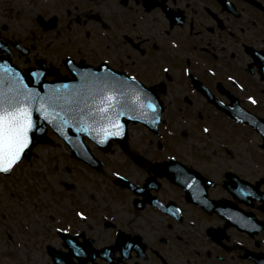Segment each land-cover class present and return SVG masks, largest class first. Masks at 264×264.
<instances>
[{"label":"flooded vegetation","instance_id":"af4514ba","mask_svg":"<svg viewBox=\"0 0 264 264\" xmlns=\"http://www.w3.org/2000/svg\"><path fill=\"white\" fill-rule=\"evenodd\" d=\"M112 6L85 8L67 17L77 26H98L94 33H84L85 40L74 37L67 27L64 39L58 40L59 14L39 17L40 30L46 33L51 31L46 28L53 27V61L41 54L40 37L24 41L8 34L7 25L0 27V41L8 47L0 55L10 56L23 72L40 69L48 82L84 80L87 74L86 86H98L100 96L108 93L101 91L96 78L112 73L130 93L120 101V115L110 117L113 123L127 124L126 133L120 129L121 135L105 139L103 125L99 138L103 143L95 145L88 135L82 139L101 161L100 170L71 157L90 176L66 187L74 191L87 182L93 193L105 192L107 201L96 200L94 194L90 198L81 189L82 203H71L66 224L53 233L58 238L53 247L67 254L72 248L82 251L80 258L70 256L71 264H259L264 232L251 237L230 218L243 210L264 220L260 204L253 201L250 207V197L244 198L250 183L264 191L259 184L262 177L250 180L237 169L214 173L211 159L193 149H186V157L170 153L162 143V129L172 109L177 120L193 116L194 122L211 123L219 117L237 135L246 129L261 138L250 125L253 118L264 123V76L254 69L257 57L264 58V0H117ZM48 43L46 49H51ZM137 85L152 98L156 111L160 108L157 116H151L160 118L157 132L132 119L139 108L127 98H135ZM102 115L101 121L109 123ZM134 127L143 132L132 134ZM167 133L174 130L169 128ZM202 145L197 146L208 148ZM222 149L231 152L233 148ZM66 151L71 154L70 149ZM184 167L194 177L182 174ZM79 172H73L74 179L83 177ZM186 181L196 187L190 194Z\"/></svg>","mask_w":264,"mask_h":264},{"label":"rangeland","instance_id":"374dc122","mask_svg":"<svg viewBox=\"0 0 264 264\" xmlns=\"http://www.w3.org/2000/svg\"><path fill=\"white\" fill-rule=\"evenodd\" d=\"M116 3L117 0H0V27L7 25L8 34L18 36L24 41L40 37L41 54L53 61V41L50 40L53 39V30L46 33L40 30L37 23L39 17L50 18L56 13L59 14L61 22L57 28L58 40L64 39L66 27L71 28L74 37L85 40L84 33L87 30L94 33L99 29L98 26H77L70 23L71 20L67 17L72 18L82 9H91L90 7L112 9V5ZM76 5L79 6L78 9H75ZM66 9L72 12H67ZM96 9L94 14H98ZM69 41L71 43V39ZM46 42H50L48 45L51 49H46ZM172 111L168 109L166 118L169 122L165 121L162 129V143L167 144L170 153H183L186 157V149H193V152L200 153L202 158L211 159L213 167L210 169L214 173L237 169L240 175L249 177L250 180L264 176L262 142L251 130L244 129L245 134L237 135L230 125L219 117L214 118L211 123L194 122L193 116L186 117L184 121L174 118ZM169 128L174 130L173 134L167 133ZM206 128L209 131H205ZM131 131L132 134L143 132L135 127ZM194 132L196 134H193ZM50 135L53 138V133L50 132ZM214 139L218 145L211 143L212 140L215 142ZM156 142L158 140L152 142L154 147H157ZM200 144L208 148L198 147ZM222 147L233 149L227 152ZM65 149L68 148L64 142L54 138L52 145L34 149L31 161H23L9 177L0 175V264H53L46 248L49 245H57L58 238L54 237L53 233L56 228L66 224L71 203L75 200L82 203L81 189L90 198V194H94L96 200L101 201L103 198L105 192L93 193L91 185L87 182L79 184L81 186L74 191L66 187V184L79 182L90 175ZM78 169L83 173V177L76 176L74 179L73 172L79 175ZM132 174L134 175L133 171ZM135 175L139 176L137 173ZM261 238L264 240L263 235Z\"/></svg>","mask_w":264,"mask_h":264},{"label":"water","instance_id":"95a60500","mask_svg":"<svg viewBox=\"0 0 264 264\" xmlns=\"http://www.w3.org/2000/svg\"><path fill=\"white\" fill-rule=\"evenodd\" d=\"M53 24V20L50 22ZM48 29V28H46ZM8 49L7 45L3 44L0 41V54L4 55V52ZM41 64V63H39ZM77 68H88L85 66H74ZM89 69V68H88ZM40 72H43L42 70L38 69ZM38 70L36 69H30L26 71V73H22L21 69H18L15 65H13L10 56L5 58L0 55V73L6 75L9 78L10 84L13 88H19L23 91L27 92L29 90H34L36 93L39 94L38 97V103L32 105L33 108V118L35 119L37 123V131L33 133L34 137V145L29 149V151L26 153L24 159L30 160L32 151L34 147H36L39 144L42 145H49L52 143V139L48 136L49 128L52 129V131L56 132V135L61 137L65 142H67V145H69L73 149V155L77 158V160L85 161L91 165H95L97 161L93 159V156L90 154V152L85 148L82 139L84 137V134H88L91 139H93L95 142H100V133L103 131V125L106 127V131L112 130L109 127V123H103L101 121V114L96 115L94 112L92 114H89L87 112V109H85V112L83 115L80 114L79 110L76 108L75 105H73V111L71 112H65L62 111V108H65L66 105H64L63 101H58V106L50 107V101L49 97L53 94H58L60 96H68V97H76L77 94H81L83 96H91V100L89 101V105L94 107H100L98 97L100 96V90L98 86H86L85 79L83 78L78 80H67L59 78L55 82H48L45 80L44 73L43 75L37 74ZM95 74V71H92ZM75 71H73V74ZM67 85V89L63 86ZM130 94V93H129ZM129 102L132 103V106H137L139 108V112L137 114H133L135 122L140 121L145 126H148L154 132H157V126L159 123L160 118L151 116L153 115L152 110H147V107L141 108L137 103L135 98H127ZM146 105V102H144ZM80 107H84L83 104L80 105ZM37 109H41L40 111H37ZM141 110V111H140ZM227 110V109H226ZM160 108L156 111V115L159 113ZM45 113H47L48 118H45ZM251 116V115H249ZM251 118H253L251 116ZM255 122L251 123V126L256 129V131H259L264 139V123H260L257 119L253 118ZM66 121V122H65ZM123 127L121 128V131L126 133L127 132V124H121ZM126 139L124 138L122 141L124 142ZM99 168V167H98ZM185 168V167H184ZM180 169V168H179ZM182 174H189L193 176V171L182 169L180 170ZM8 176L7 174H5ZM197 176V175H196ZM195 176V177H196ZM194 177V176H193ZM172 178H177L175 174L172 175ZM197 178V177H196ZM236 185H239L236 183ZM184 186L188 191V194H190V191L192 192L194 189L196 190L195 185L189 183L188 181L184 182ZM250 192L248 195H245L250 198H258L263 201V211H264V195H261L260 192L257 191L256 188L252 186L247 187ZM259 195V196H258ZM234 212V211H233ZM242 226V223H239ZM245 229H248L246 227H249L247 224L244 226ZM250 228V227H249ZM264 228V227H263ZM65 237H67L65 235ZM71 254H63L53 249V246H49L47 248V252L50 256V258L54 259L56 264H71V255H76L80 258L82 256L83 252L78 251L75 249H71ZM82 253V254H79ZM264 264V263H263Z\"/></svg>","mask_w":264,"mask_h":264},{"label":"snow or ice","instance_id":"6c2138e0","mask_svg":"<svg viewBox=\"0 0 264 264\" xmlns=\"http://www.w3.org/2000/svg\"><path fill=\"white\" fill-rule=\"evenodd\" d=\"M256 68L264 76V58L257 57V64L254 66V69ZM163 71L167 73L170 70L164 68ZM37 74L43 75V72L38 70ZM84 78L89 79L90 77L85 74ZM135 79V77H129L131 81H135ZM96 80L100 85L101 91L108 93L107 95L98 97L100 107L90 106L89 101L92 99L91 96H83L81 94H77L74 98L53 94L49 97V106H58V101H63L66 107L62 108V111L66 113L73 111V105H75L81 115L84 114L85 109H87L89 114L93 112L96 115L103 114L102 119L109 120V127L112 129L111 131H105V139L108 136L121 135L120 129L123 126L118 122H111L110 117L112 115H120L117 109L123 107L120 101L129 95L128 86L112 73L103 78L97 77ZM58 87L67 89V85ZM136 87L138 89L135 92L136 103L141 108L147 107L151 109L153 115H156L157 105L143 88H140L139 85ZM38 97L39 94L34 90L25 92L22 89L13 88L9 78L0 73V174H12L20 165L29 149L34 145L33 133L38 129L37 123L33 118L32 105L38 103ZM250 99L252 98L250 97ZM144 101H148V103L145 105ZM252 102L255 103L256 101L253 99ZM81 104L84 107H80ZM40 110L37 109V111ZM45 118H48L47 113H45ZM204 130L209 131L207 128ZM100 142L103 143L104 140L102 139ZM116 176L118 179L120 178L119 173H116ZM141 192H143L142 189ZM79 215L83 217L84 214L79 213ZM59 231L64 230L60 229ZM68 243L74 242L69 241ZM125 246L132 247L131 244L127 243Z\"/></svg>","mask_w":264,"mask_h":264}]
</instances>
